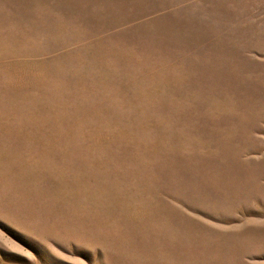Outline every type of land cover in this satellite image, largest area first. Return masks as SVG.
Instances as JSON below:
<instances>
[{
	"label": "rangeland",
	"instance_id": "374dc122",
	"mask_svg": "<svg viewBox=\"0 0 264 264\" xmlns=\"http://www.w3.org/2000/svg\"><path fill=\"white\" fill-rule=\"evenodd\" d=\"M0 264H264V0H0Z\"/></svg>",
	"mask_w": 264,
	"mask_h": 264
}]
</instances>
